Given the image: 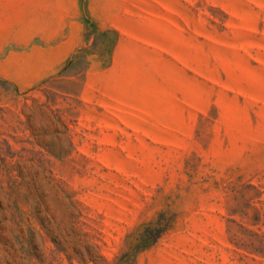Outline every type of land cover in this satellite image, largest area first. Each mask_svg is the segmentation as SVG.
I'll return each mask as SVG.
<instances>
[{"label":"rangeland","instance_id":"374dc122","mask_svg":"<svg viewBox=\"0 0 264 264\" xmlns=\"http://www.w3.org/2000/svg\"><path fill=\"white\" fill-rule=\"evenodd\" d=\"M0 264H264V0H0Z\"/></svg>","mask_w":264,"mask_h":264}]
</instances>
